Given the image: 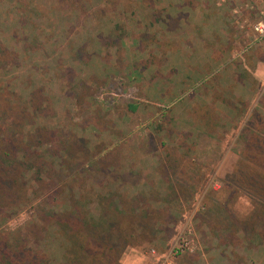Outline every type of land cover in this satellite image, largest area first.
<instances>
[{
	"label": "rangeland",
	"instance_id": "1",
	"mask_svg": "<svg viewBox=\"0 0 264 264\" xmlns=\"http://www.w3.org/2000/svg\"><path fill=\"white\" fill-rule=\"evenodd\" d=\"M178 2V17L170 20L154 14V0H0V99L14 97L12 104L23 107L32 95L39 115L34 127L57 132L54 144L37 150L49 151L38 161L51 184L46 195H58L49 204L55 211L66 210L71 197H82L95 215L100 195L156 197L164 191L157 167L179 158L170 185L182 181L194 197L170 205L175 224L150 242L125 233L131 245L121 264H264V200L250 195L235 173L245 148L241 130L254 126L264 134V79L253 69L261 63L264 71V39L239 30L233 14L247 4L254 10L239 16L253 23L264 0ZM188 9L206 11L211 30L223 18L224 33L216 28L219 35L208 32L204 46L189 48ZM210 40L229 68L203 70L200 60L192 62L203 59ZM218 81L225 82L219 90ZM79 139L87 156L75 144ZM63 145L78 151L53 157ZM37 202L0 221V232L36 221ZM28 240L53 264L63 263L66 240L56 229L39 236L32 228ZM183 240L188 247L176 255Z\"/></svg>",
	"mask_w": 264,
	"mask_h": 264
},
{
	"label": "trees",
	"instance_id": "2",
	"mask_svg": "<svg viewBox=\"0 0 264 264\" xmlns=\"http://www.w3.org/2000/svg\"><path fill=\"white\" fill-rule=\"evenodd\" d=\"M12 99H0V117L3 121L0 123V221L18 216L37 200L33 207L37 222L17 232H0V264H53L47 255L32 248L28 240L32 228L41 236L51 227L66 240L62 264H121V256L131 245L122 237L125 233L150 242L151 238L167 233V227L175 224L177 214L170 205L194 197L192 187L186 183L180 181L176 187L170 185L169 173L176 176L179 167L175 165L180 164L179 158L175 161L169 158L157 167L164 179L161 181L164 191L156 197L144 192L128 195L126 199L117 192L100 195L96 215L82 197H71L72 202L64 211L51 209L49 204L57 202L58 195H46L51 184L45 177L46 164L38 161L40 153L37 150H42L46 142L54 144L57 132L34 127L39 115H36L38 108L32 95L23 103V107H19L17 101V105H13ZM27 127L34 128L27 132ZM241 132L245 148L235 173L250 195L264 200V134L254 132V126ZM85 143L83 139L75 142L80 145L83 155L87 156L89 150L85 148ZM59 150L73 157L78 148L72 147L68 152L65 145L62 149L56 147V152L51 153L53 157L61 158ZM47 154L49 151H43L41 155ZM94 164L95 161L89 163L87 169ZM55 167L60 168L61 164L57 163Z\"/></svg>",
	"mask_w": 264,
	"mask_h": 264
},
{
	"label": "crops",
	"instance_id": "3",
	"mask_svg": "<svg viewBox=\"0 0 264 264\" xmlns=\"http://www.w3.org/2000/svg\"><path fill=\"white\" fill-rule=\"evenodd\" d=\"M154 2H155L153 4V7H154L153 10H155L154 14H156L155 12H158V15L163 17L162 19H165L166 16L168 18H170V20L178 17L177 16L178 13H179V10H178L179 2H178V0H158V1L154 0ZM186 5L187 4H185V1H184V5H182V6H186ZM155 6H157V7H155ZM158 6H160V7H159V10L157 11ZM173 8H175V9H173ZM189 10L190 9L187 10L186 16H185L186 19H187V21L185 23H187L188 25H191V27H189V30L191 32L190 35H191V38H192V42H190L188 44L189 48H190V46L191 47H195V45L202 46L203 43H202L201 38H205L207 36L208 32H210V34H213V35H214V33L219 35V30H220L221 33H224L223 29H222L224 27V25H225L223 18L221 19V23H220L221 26H217L215 28H212V30H211L210 29V26H211L210 25V19L208 17L209 15H208V13H206V11H205V15H204L203 12L198 15L195 12H194V14H191ZM162 19L159 18L160 21ZM173 22H176V20H173ZM182 23H184V22L181 21L180 24L182 25ZM172 28H174V27H172ZM216 28H219V30H216ZM187 35H188V33H187ZM205 46H207L208 48L210 47L209 49H206L205 47L202 48L201 52L204 53L203 59L204 58L205 59L201 60V59H198V57H193L192 58V62L200 63L199 62V60H200L201 61V68L200 69H203V70L206 68L207 70L215 71L217 69L229 68L230 64L226 63L227 60L224 57L225 56L224 55L225 52L216 51V49L212 50L215 47V45L213 43V40H210L209 42L207 41V45H205ZM216 52H217V55H216ZM187 53H189V51H187ZM260 64L261 63H258V64H256L255 67H253L254 76L255 75L259 76L260 75L264 79V71L262 70L263 68H261L259 66ZM195 66H199V65H195ZM208 78H209V76L207 77V79ZM255 78L257 79L256 76H255ZM246 84L249 86V82L248 81H247ZM216 85L218 86L217 89L219 90V87L224 86L225 82L224 81H218ZM213 86H215V85H213ZM215 97H218V96L215 95L213 98H215ZM219 99H220V97H219ZM213 101H214V99H213ZM217 101H219V100L217 99ZM211 104H212V102H211ZM209 106H210V100L208 99L206 101V104L204 105V108H207Z\"/></svg>",
	"mask_w": 264,
	"mask_h": 264
},
{
	"label": "built area",
	"instance_id": "4",
	"mask_svg": "<svg viewBox=\"0 0 264 264\" xmlns=\"http://www.w3.org/2000/svg\"><path fill=\"white\" fill-rule=\"evenodd\" d=\"M245 1L246 0H218V5H225V4L242 5L245 3ZM248 9L254 10L253 7L249 8L247 4H245V8L239 7L234 10L233 14L237 16V19H239L237 22V26L239 30L246 33L249 32L257 40H262L264 39V10H262L259 7L258 9L256 8V10L258 11L257 18L253 23H247V21H245L242 16L240 17L239 14L243 15L242 10L247 11ZM187 247H188V243L185 240H183L180 248L176 250V255H178L179 253H183ZM153 254H155L154 251ZM164 264H172V263L168 262V259H165Z\"/></svg>",
	"mask_w": 264,
	"mask_h": 264
}]
</instances>
